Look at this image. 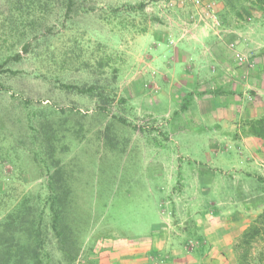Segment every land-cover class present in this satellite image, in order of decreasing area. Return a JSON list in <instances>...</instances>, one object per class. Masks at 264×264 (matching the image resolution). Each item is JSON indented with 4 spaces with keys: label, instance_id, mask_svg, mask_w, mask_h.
Listing matches in <instances>:
<instances>
[{
    "label": "rangeland",
    "instance_id": "rangeland-1",
    "mask_svg": "<svg viewBox=\"0 0 264 264\" xmlns=\"http://www.w3.org/2000/svg\"><path fill=\"white\" fill-rule=\"evenodd\" d=\"M53 2L32 52L14 49L22 59L6 67L18 74L3 76L10 90L0 91V196L44 197L58 160L75 169L82 259L127 264V255L148 253L154 264H238V240L264 209V139L247 134L248 118L222 124L219 90L178 84L171 57L196 61L177 53L195 40L202 9L75 0L66 15L67 2ZM0 13L9 14L5 0ZM237 23L227 56L264 83V13L248 9ZM4 37L0 63L13 41ZM210 64L207 73L217 74ZM248 91L243 105L257 104L253 119L264 118V88ZM247 261L264 264V241Z\"/></svg>",
    "mask_w": 264,
    "mask_h": 264
},
{
    "label": "trees",
    "instance_id": "trees-1",
    "mask_svg": "<svg viewBox=\"0 0 264 264\" xmlns=\"http://www.w3.org/2000/svg\"><path fill=\"white\" fill-rule=\"evenodd\" d=\"M53 1L5 0L9 5V14L4 16L0 13V34L1 37L6 35L2 40L6 45L9 38L13 41L9 45L11 53L0 63V91L10 90L3 83L4 75L18 74L17 71L7 68V64L20 62L21 53H31L33 43L41 38L38 33L47 16L53 11ZM64 1L67 2L68 15L75 0ZM214 1L223 4L224 13L221 17L225 25L230 16L235 22L243 20L248 9L264 13V0ZM140 7L143 8L141 5ZM17 47H20L21 53L14 51ZM66 57L65 54L64 61ZM65 88L81 94L95 91L94 86L81 88L67 85ZM186 104L185 102V107ZM246 126L249 136L264 139V118L249 121ZM51 153L53 154L54 150ZM53 162L55 172L48 177V192L44 197L36 198L35 195L31 198L27 194L19 198L14 191L11 193L8 190L0 196V264H98L93 260L82 259L81 250L85 241L80 225L81 212L78 210V200L74 194L76 183L72 175L75 169L67 170L66 167H61L58 160ZM262 241L264 209L238 240L235 247L238 264L248 262L252 245ZM240 248H243V254Z\"/></svg>",
    "mask_w": 264,
    "mask_h": 264
},
{
    "label": "crops",
    "instance_id": "crops-1",
    "mask_svg": "<svg viewBox=\"0 0 264 264\" xmlns=\"http://www.w3.org/2000/svg\"><path fill=\"white\" fill-rule=\"evenodd\" d=\"M214 3L215 11L221 22L220 28L222 30L219 29L215 31L203 23L198 21L194 22L191 30L193 31L192 34L195 35L193 36L195 40L192 41L190 39L188 44L183 43L180 46L181 48H185L186 45H189V47L185 50H179L177 56L181 54L188 55L192 59H196V61L193 64H190V62H187V60H184V58L175 61L174 57L172 56L171 59L174 64L173 68L177 73H179L177 81L178 84H181V86L185 85V83H187L186 85L188 87L191 85V83H193L195 86L207 83L212 89L215 88L214 90H219V92H221L222 96L220 97V101L218 103L220 104V107L223 106V110L226 112L225 120H223L222 124L227 123V126L229 127L231 124L234 125L237 120L240 121L243 118H248V121H252L254 120L253 117H258L260 114L259 106L252 103L250 104V107H248V105L244 106L243 101H247L248 97L250 96L248 88L258 92L260 88H264V83L260 82L259 72L250 73L243 67L232 64L231 60L227 56V50H225L224 44L225 42H237V35H235V33H239L241 26L234 20H229L228 23L226 22V25L223 24V17H221L224 13L223 4L216 1H214ZM227 25L229 27H227ZM257 31H260V29ZM219 32H221L220 36L218 35ZM226 33L228 35H226ZM221 37H226L225 41H223L224 39ZM219 39H221V43H219ZM238 44L240 43L238 42ZM239 46L241 49H243L242 44ZM206 47L208 50L214 52V57L205 61L206 57L202 58V55L206 53ZM212 60L215 62H212ZM207 62H209V64H206ZM210 62L215 64L216 68L214 67V70H217V74L210 75L207 73L212 66ZM188 64L191 65V71L186 73L187 67H189ZM245 107L247 108L245 109ZM204 116L206 117L208 115L204 114ZM233 128L236 127L234 126ZM126 258L127 260H125L124 263L127 264H154L160 262V260H154L152 255L148 253H134L127 255Z\"/></svg>",
    "mask_w": 264,
    "mask_h": 264
},
{
    "label": "built area",
    "instance_id": "built-area-1",
    "mask_svg": "<svg viewBox=\"0 0 264 264\" xmlns=\"http://www.w3.org/2000/svg\"><path fill=\"white\" fill-rule=\"evenodd\" d=\"M189 4L195 8L202 9L201 21L204 25L214 30L220 29L221 22L215 11V3L213 0H170L169 7L174 8L179 6L184 8ZM236 58L241 63L245 62V59L239 54L236 55Z\"/></svg>",
    "mask_w": 264,
    "mask_h": 264
}]
</instances>
